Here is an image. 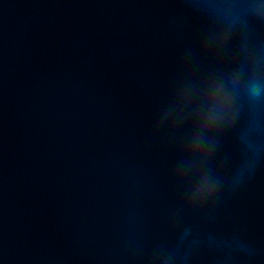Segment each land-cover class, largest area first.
<instances>
[{
	"label": "water",
	"instance_id": "95a60500",
	"mask_svg": "<svg viewBox=\"0 0 264 264\" xmlns=\"http://www.w3.org/2000/svg\"><path fill=\"white\" fill-rule=\"evenodd\" d=\"M208 25L192 0H0V264H144L185 227L193 264H264V158L211 221L170 220L177 151L153 122ZM246 123L223 137L226 176Z\"/></svg>",
	"mask_w": 264,
	"mask_h": 264
},
{
	"label": "clouds",
	"instance_id": "9594fccd",
	"mask_svg": "<svg viewBox=\"0 0 264 264\" xmlns=\"http://www.w3.org/2000/svg\"><path fill=\"white\" fill-rule=\"evenodd\" d=\"M209 21L198 49L189 50L174 77L166 101L159 108L153 131L164 130L177 151L170 172L180 195L171 221L185 213H200L211 221L216 205L229 192L239 189L264 158V44L253 39L256 25L264 24V0H192ZM210 55L215 61L200 75L185 71L188 59ZM199 67V64H196ZM247 118L239 134L241 156L224 173L218 159L224 135ZM183 129V134L176 133ZM210 245L216 238L208 237ZM201 241L185 227L174 246L160 244L146 256L144 264H193ZM238 250L252 249L237 242Z\"/></svg>",
	"mask_w": 264,
	"mask_h": 264
}]
</instances>
